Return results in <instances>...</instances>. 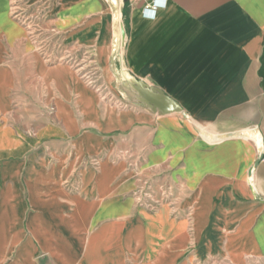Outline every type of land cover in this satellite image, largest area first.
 Instances as JSON below:
<instances>
[{"label": "crops", "instance_id": "crops-1", "mask_svg": "<svg viewBox=\"0 0 264 264\" xmlns=\"http://www.w3.org/2000/svg\"><path fill=\"white\" fill-rule=\"evenodd\" d=\"M72 1L79 30L47 57L93 45L121 78L107 101L0 0V264L264 261V0ZM27 3L65 25L66 1Z\"/></svg>", "mask_w": 264, "mask_h": 264}, {"label": "rangeland", "instance_id": "rangeland-1", "mask_svg": "<svg viewBox=\"0 0 264 264\" xmlns=\"http://www.w3.org/2000/svg\"><path fill=\"white\" fill-rule=\"evenodd\" d=\"M13 1V12L15 16H18L20 20L23 22L25 21L27 24H29L31 27V30L34 31L36 34H50V35H59L61 39L63 40V36H70L76 33L79 28L77 25V22L74 18V3L72 0H64L66 1V19H65V25H60L61 29H58L56 26H51V23H53L52 20L56 19L57 15V9L55 10H48L47 7L35 9V10H29V6L27 3V0H12ZM57 2V0H51ZM107 2L109 4L108 0H102ZM120 1V0H119ZM118 0H111V2L119 3ZM84 3V1H83ZM116 7L114 6V9ZM84 10V8H83ZM50 12V14H48ZM119 12V9H118ZM120 14V12H119ZM87 21V19H84V21ZM113 34L117 36L119 34L118 29V23L115 21L113 23ZM123 30V29H122ZM124 33V30H123ZM47 39V38H46ZM57 36L55 40L45 41L44 43L41 41H37V49L39 51L38 56L41 60L45 62H49V64H54V62H58L62 65H65L67 67H70L71 69H76L77 76L80 78V80L83 82L85 86L88 88L97 91L101 97L105 98V101L108 100L109 95L108 92L111 91V83L114 84V81H116V77L113 73H111V80L110 83L105 80L104 74L102 72L101 67L97 63V59L94 52L93 45L91 46H85L81 48V54L79 56V52H76V55L74 57V54H68L66 53V56L62 59H56L54 57H51L48 59L47 53L45 50H52L56 49L58 47L57 45ZM44 45V46H43ZM69 49L67 48V51ZM59 60V61H58ZM120 76V75H119ZM51 111V109H49ZM259 264H264V261H259Z\"/></svg>", "mask_w": 264, "mask_h": 264}, {"label": "water", "instance_id": "water-1", "mask_svg": "<svg viewBox=\"0 0 264 264\" xmlns=\"http://www.w3.org/2000/svg\"><path fill=\"white\" fill-rule=\"evenodd\" d=\"M122 34H124L123 30ZM120 59L119 46L116 42V49L112 56L111 64L114 65L116 60ZM112 73L115 75L118 81H121V78L117 75V72L114 69L112 70ZM126 82H129V86H131L138 93L141 101L146 104L153 112H157L160 115L182 112L181 107L165 96L162 91L154 90L153 88L148 87L142 81L135 79L126 80Z\"/></svg>", "mask_w": 264, "mask_h": 264}, {"label": "built area", "instance_id": "built-area-1", "mask_svg": "<svg viewBox=\"0 0 264 264\" xmlns=\"http://www.w3.org/2000/svg\"><path fill=\"white\" fill-rule=\"evenodd\" d=\"M113 6L116 7V4L113 3ZM161 6H163V0H153L150 4L145 6L144 13L149 14L151 17H154L156 10ZM119 8H120V2L118 5V9ZM119 57L121 58V48H119Z\"/></svg>", "mask_w": 264, "mask_h": 264}, {"label": "bare ground", "instance_id": "bare-ground-1", "mask_svg": "<svg viewBox=\"0 0 264 264\" xmlns=\"http://www.w3.org/2000/svg\"><path fill=\"white\" fill-rule=\"evenodd\" d=\"M110 2V1H109ZM111 3V2H110ZM111 10V9H110ZM143 12H144V10H143ZM113 16H112V18H113V21H117V23L119 24V20L117 19V13H116V11H115V9H114V11H113V14H112ZM113 40L115 41V42H117V44H118V46H119V48H121L122 47V45H121V43H120V40H119V34L117 35V36H115L114 35V38H113Z\"/></svg>", "mask_w": 264, "mask_h": 264}]
</instances>
